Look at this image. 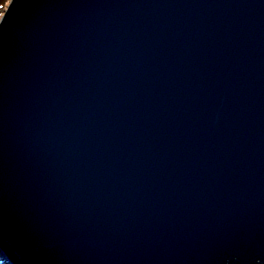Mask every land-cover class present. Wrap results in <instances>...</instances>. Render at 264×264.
Listing matches in <instances>:
<instances>
[{
	"label": "water",
	"instance_id": "water-1",
	"mask_svg": "<svg viewBox=\"0 0 264 264\" xmlns=\"http://www.w3.org/2000/svg\"><path fill=\"white\" fill-rule=\"evenodd\" d=\"M0 255L264 264V0H11Z\"/></svg>",
	"mask_w": 264,
	"mask_h": 264
},
{
	"label": "rangeland",
	"instance_id": "rangeland-1",
	"mask_svg": "<svg viewBox=\"0 0 264 264\" xmlns=\"http://www.w3.org/2000/svg\"><path fill=\"white\" fill-rule=\"evenodd\" d=\"M10 2L11 0H0V20L4 15L5 10L8 8ZM7 264H9L8 261Z\"/></svg>",
	"mask_w": 264,
	"mask_h": 264
},
{
	"label": "trees",
	"instance_id": "trees-1",
	"mask_svg": "<svg viewBox=\"0 0 264 264\" xmlns=\"http://www.w3.org/2000/svg\"><path fill=\"white\" fill-rule=\"evenodd\" d=\"M0 264H7L6 259L2 255H0Z\"/></svg>",
	"mask_w": 264,
	"mask_h": 264
}]
</instances>
